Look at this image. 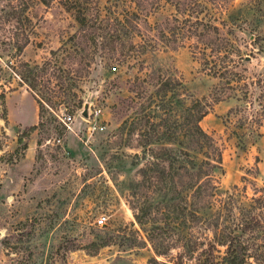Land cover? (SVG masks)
Returning <instances> with one entry per match:
<instances>
[{
  "label": "rangeland",
  "instance_id": "1",
  "mask_svg": "<svg viewBox=\"0 0 264 264\" xmlns=\"http://www.w3.org/2000/svg\"><path fill=\"white\" fill-rule=\"evenodd\" d=\"M108 1L116 0H89L100 7ZM143 3L150 25H164L173 15L180 18L173 3L189 7L192 19L225 22L221 31H227L231 45L224 58L231 63L226 74L239 82L226 86L224 77L202 68L191 46L194 34L170 42L153 62L173 71L188 91L209 104L199 124L220 153L222 189L238 201L264 197V0ZM73 30L59 0L47 5L0 0V264H162L170 255L177 264H199L194 255L186 259L180 254L182 239L176 233L152 238L161 239V245L174 241L177 247L167 257L155 256L158 263L148 262L153 251L132 216V209L146 202L152 206L149 215L158 217L153 206L159 197L133 186L143 163L133 156L140 150L139 130L118 128L139 110V101L128 96L133 76L144 71L124 66L105 71L91 64L79 75L70 74L74 84L68 90L75 96L57 103L60 96L52 95H59L62 85L49 69L35 75L34 90L49 98L40 110L19 78L26 74L25 64L51 56ZM85 100L100 110L96 122L101 129L87 134L86 123L75 117L67 130L59 118L76 116ZM101 215L105 222L97 226Z\"/></svg>",
  "mask_w": 264,
  "mask_h": 264
},
{
  "label": "trees",
  "instance_id": "2",
  "mask_svg": "<svg viewBox=\"0 0 264 264\" xmlns=\"http://www.w3.org/2000/svg\"><path fill=\"white\" fill-rule=\"evenodd\" d=\"M143 1H108L100 7L89 0H59L74 30L49 52L51 56L39 64H25L26 74L19 78L27 82L40 110L49 98L34 90L35 75L49 69L62 85L61 93L52 95L60 96L57 103L75 96L68 90L74 84L70 74L79 75L91 64L101 65L105 71L121 66L144 71L143 76H133V94L128 96L130 101H139V110L134 117L123 119L118 128L127 125V133L138 128L140 150L133 156L143 163L133 186L159 197L153 206L158 217L149 215L152 206L146 202L132 209L133 219L153 251L148 262L158 263L155 256L167 257L177 247L174 241L161 245V239L154 242L152 238L176 233L182 239L180 254L186 259L194 255L199 264H264V197L238 201L222 189L220 153L199 124L209 104L188 91L173 71L153 62L170 42L180 43L185 35L194 34L197 37L191 46L197 49L202 68L212 76L224 77L226 86L239 82V77L227 75L231 63L224 58L231 45L227 31H221L225 22L217 25L203 17L192 19L189 7L173 3L180 18L173 15L164 25H150ZM40 2L47 5L49 0ZM172 258L170 255L162 264H177Z\"/></svg>",
  "mask_w": 264,
  "mask_h": 264
},
{
  "label": "built area",
  "instance_id": "3",
  "mask_svg": "<svg viewBox=\"0 0 264 264\" xmlns=\"http://www.w3.org/2000/svg\"><path fill=\"white\" fill-rule=\"evenodd\" d=\"M80 109L77 112L76 116L70 115V114H65L61 118H59V121L61 122V124H63L67 130L71 131L72 130L71 123L75 120V117H77L86 123L85 130H86L87 134H90L94 131L101 129V126H100L101 123L96 122V117H98V113L100 111L98 108H91L88 105V118H83L82 116H80V114H79ZM56 141H58V139H56ZM104 222H105V217L103 215L98 216L95 219V224L97 226L103 225Z\"/></svg>",
  "mask_w": 264,
  "mask_h": 264
},
{
  "label": "water",
  "instance_id": "4",
  "mask_svg": "<svg viewBox=\"0 0 264 264\" xmlns=\"http://www.w3.org/2000/svg\"><path fill=\"white\" fill-rule=\"evenodd\" d=\"M80 116H82L83 118H88V101L85 100L83 103H82V107L80 109V112H79Z\"/></svg>",
  "mask_w": 264,
  "mask_h": 264
}]
</instances>
